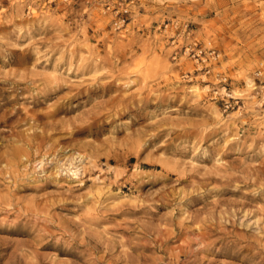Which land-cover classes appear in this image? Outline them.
<instances>
[{
  "label": "rangeland",
  "instance_id": "rangeland-1",
  "mask_svg": "<svg viewBox=\"0 0 264 264\" xmlns=\"http://www.w3.org/2000/svg\"><path fill=\"white\" fill-rule=\"evenodd\" d=\"M0 118V264H264V0H0Z\"/></svg>",
  "mask_w": 264,
  "mask_h": 264
},
{
  "label": "bare ground",
  "instance_id": "bare-ground-1",
  "mask_svg": "<svg viewBox=\"0 0 264 264\" xmlns=\"http://www.w3.org/2000/svg\"><path fill=\"white\" fill-rule=\"evenodd\" d=\"M173 110V109H172ZM0 120H1V118H0ZM17 153V152H16ZM0 159H1V155H0Z\"/></svg>",
  "mask_w": 264,
  "mask_h": 264
}]
</instances>
